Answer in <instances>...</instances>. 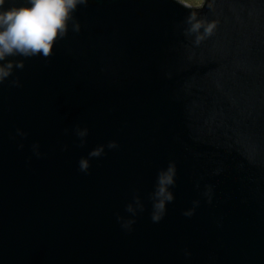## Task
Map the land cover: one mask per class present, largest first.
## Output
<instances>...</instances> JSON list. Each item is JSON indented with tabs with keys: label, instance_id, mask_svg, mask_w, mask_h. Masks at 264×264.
Instances as JSON below:
<instances>
[{
	"label": "water",
	"instance_id": "1",
	"mask_svg": "<svg viewBox=\"0 0 264 264\" xmlns=\"http://www.w3.org/2000/svg\"><path fill=\"white\" fill-rule=\"evenodd\" d=\"M8 61L24 67L0 84V264H264V0H89L50 57Z\"/></svg>",
	"mask_w": 264,
	"mask_h": 264
},
{
	"label": "clouds",
	"instance_id": "2",
	"mask_svg": "<svg viewBox=\"0 0 264 264\" xmlns=\"http://www.w3.org/2000/svg\"><path fill=\"white\" fill-rule=\"evenodd\" d=\"M6 0H0V84L11 74L14 67L22 69L23 61H4L10 56L34 57L42 55L47 58L53 54V46L56 41L63 38L68 31V22L72 20V13L80 4H88L89 0H28L29 6L12 7L4 10ZM186 8H191V4L177 0ZM212 6L211 3L208 5ZM195 21V22H194ZM191 24L190 32H199L204 27L201 21L197 20L196 13L192 12L188 17ZM73 28L79 31L80 25L74 23ZM215 28V22L208 23L204 28L203 35H197L196 43L199 44L205 36H210ZM18 85L19 81H13ZM19 131V130H18ZM19 134L25 135L20 132ZM77 134L83 138L87 135V129L77 130ZM83 143V140H82ZM22 147V145H21ZM38 149V145L33 146ZM108 148H116L115 141L109 142ZM104 154V146L101 145L89 153V157H100ZM36 155L39 152L36 151ZM90 167L89 159L82 158L79 161V168L82 172H87ZM176 165L170 162L166 170H161L158 174L156 190L153 193L152 221L158 223L166 213L167 203L173 201V193L169 190L175 184ZM210 202V201H209ZM138 207L142 210L143 205L139 198H136ZM198 204V201L195 202ZM129 212H135L131 204L128 205ZM195 208L184 213L186 216L193 215ZM121 227L131 230L135 223L133 219L117 217Z\"/></svg>",
	"mask_w": 264,
	"mask_h": 264
},
{
	"label": "rangeland",
	"instance_id": "3",
	"mask_svg": "<svg viewBox=\"0 0 264 264\" xmlns=\"http://www.w3.org/2000/svg\"><path fill=\"white\" fill-rule=\"evenodd\" d=\"M189 4H192V5H198V4H201V1L202 0H183Z\"/></svg>",
	"mask_w": 264,
	"mask_h": 264
}]
</instances>
